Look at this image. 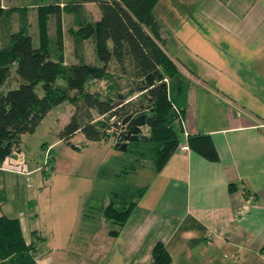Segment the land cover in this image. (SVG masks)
Returning <instances> with one entry per match:
<instances>
[{
  "label": "crops",
  "instance_id": "1",
  "mask_svg": "<svg viewBox=\"0 0 264 264\" xmlns=\"http://www.w3.org/2000/svg\"><path fill=\"white\" fill-rule=\"evenodd\" d=\"M154 16L189 82L184 128L208 134L218 159L178 147L118 228L100 212L111 192L89 210L92 184L10 155L19 163L0 168L19 197L4 207L2 190L1 212L13 209L37 264H153L159 242L167 264H264V0H158Z\"/></svg>",
  "mask_w": 264,
  "mask_h": 264
},
{
  "label": "trees",
  "instance_id": "2",
  "mask_svg": "<svg viewBox=\"0 0 264 264\" xmlns=\"http://www.w3.org/2000/svg\"><path fill=\"white\" fill-rule=\"evenodd\" d=\"M90 2L98 7L99 17L96 19L85 8V3ZM157 2L69 0L64 5L57 1L31 5L37 14V47L33 46L32 37L23 23L7 34L5 44L0 47V86L9 73L8 67L13 64L19 80L17 86L0 93V166L22 134L33 133L54 105L67 100L73 105V112L59 132V138L67 142L77 132H81L88 141H105L111 132L117 137L118 132L122 131L118 122L126 115L138 112L148 116L153 114L155 117L148 126L146 141L156 143L150 149L149 159L155 173L161 170L180 145L176 125L183 133L181 119L185 117L189 82L161 47L162 25L153 14ZM2 9L0 4V13ZM18 9V6H13L4 13ZM62 12L74 17L73 27L68 31L75 40V46L82 47L83 42L89 41L99 64L86 59L83 54L75 57L76 60L71 63H65ZM50 15L55 17L54 38L48 32ZM77 54L81 53L74 52V55ZM112 63L114 71L110 69ZM150 73L156 75L154 85L147 90H139L145 76ZM125 76L130 90L122 94L119 80ZM165 78L168 88L163 81ZM58 80H62V83ZM97 81L106 82V93L88 89ZM38 87L42 91L40 94ZM135 94L137 96L132 98ZM179 98L184 106L176 101ZM93 111L101 118L94 119ZM186 142L190 149L208 160L218 159L208 134L189 133ZM146 152H140L141 156L146 158ZM146 187L126 185L112 191L108 203L100 208L102 216L118 228L122 227ZM234 187L233 184L229 185L230 190ZM5 201L0 191V264H37L35 246L25 241L19 219L1 212ZM116 232L112 230L110 233ZM152 257L153 264H167L170 261L160 242L155 244Z\"/></svg>",
  "mask_w": 264,
  "mask_h": 264
},
{
  "label": "rangeland",
  "instance_id": "3",
  "mask_svg": "<svg viewBox=\"0 0 264 264\" xmlns=\"http://www.w3.org/2000/svg\"><path fill=\"white\" fill-rule=\"evenodd\" d=\"M55 1L60 3V5L69 2V0H0V4L3 8L0 13V47L5 44L7 34L17 29L21 23L25 25L26 30L31 35L33 46L37 47L39 43L37 14L35 7H31V5H36L37 3H52ZM13 6H18L20 8L18 9L19 11L4 13L5 10ZM25 6L28 8H25ZM23 7L25 9H22ZM85 8L93 19L99 17V10L95 3H85ZM73 18L72 14L66 12L61 13L65 63L69 64L75 59V52L81 53L86 59H91L90 61L93 63L99 64L100 61L97 59L89 41L83 42L82 47L75 46V40L68 31L70 27H73ZM48 32L51 38L55 37L56 23L54 15L49 16ZM110 69L112 71L115 70L114 63L111 64ZM8 72L6 79L0 86V93L18 85L19 80L15 74L14 64L8 67ZM125 77L119 80V87L121 88L122 94L130 90L127 86V77L126 79ZM58 82L62 83V80H58ZM88 89L106 93V82L97 81L93 85H89ZM37 91L39 94L42 92L39 87ZM71 95H73V92H71ZM174 95L175 93L172 91V97H174ZM135 96H137V94L133 95L132 98ZM176 101L178 104L183 105L180 98ZM72 112L73 105L67 100L54 105L38 124L33 133H24L20 136V141L14 145L10 155H23L26 160V167L38 165L39 169L44 168V170L50 167L55 173L56 171L66 170L71 178L80 179L92 184L94 188H96V197L90 202L88 207V209L92 211L100 205L101 196L104 192L109 193L117 191L126 185H135L136 188H139L149 182L151 173L154 171L152 161L149 159V156H151L150 149L153 146L155 147V142L152 143L143 140L130 141L126 150H119L114 148L118 140V135L116 137L112 132L105 141H93L94 143H90V141L86 140L81 132H77L70 139V142L64 140L59 141V132L69 120ZM92 114L94 119L101 118L94 111ZM176 127L179 138L181 139L183 135L182 131H180L178 125H176ZM113 129L114 128L110 129V131ZM148 133L149 130H147V126H142V134L147 137ZM89 144H93V146L88 149L89 151H86L87 145ZM105 144H109L108 147L104 146ZM144 151H147L146 155L148 156H146V158L142 157L140 154V152ZM10 155L5 159L8 165H15L16 162L19 163L15 158L10 159ZM136 167L138 168L135 170L134 168ZM141 171L143 173H141ZM9 174L11 173L0 168V191L3 190L7 198L4 207H8L9 204H12L10 207L16 206L13 203L18 202L17 197H19L18 189L12 185L11 179L7 180L6 178ZM44 176L47 178V175ZM4 185L7 186L6 190L1 188H4ZM46 186L47 182L44 180V186L41 187V191H43ZM7 196H9V199ZM11 212L6 211V215L9 217L16 216V214H11Z\"/></svg>",
  "mask_w": 264,
  "mask_h": 264
},
{
  "label": "water",
  "instance_id": "4",
  "mask_svg": "<svg viewBox=\"0 0 264 264\" xmlns=\"http://www.w3.org/2000/svg\"><path fill=\"white\" fill-rule=\"evenodd\" d=\"M158 78L160 76L158 75ZM156 81V75L150 73L145 76L144 80L142 81L141 87L139 90H147L149 87H152ZM152 111V110H150ZM154 115H146L145 113L142 114H133L130 113L126 115L122 121V131L118 134V140L115 147L119 150H126L127 144L130 141H139L143 140L146 141L148 138L142 134V126H149L150 122L154 119ZM113 135H116L113 133Z\"/></svg>",
  "mask_w": 264,
  "mask_h": 264
},
{
  "label": "built area",
  "instance_id": "5",
  "mask_svg": "<svg viewBox=\"0 0 264 264\" xmlns=\"http://www.w3.org/2000/svg\"><path fill=\"white\" fill-rule=\"evenodd\" d=\"M163 81L165 82V84H166V86H167V88H168V80L165 78ZM139 113H140V112H138V114H139ZM113 118H114V117H113ZM113 118H112V119H113ZM118 124H120V125L122 126V124H121L120 121L118 122ZM181 124H182V127H183V129H184V132H183L182 134H184L185 137H186V139H187L188 132H187L186 129L184 128L185 126H184V120H183V119H181ZM122 129H123V128H122ZM122 129H121V130H122ZM179 147H180L181 149H183V150H187V149L189 148L187 142H185L184 144H180Z\"/></svg>",
  "mask_w": 264,
  "mask_h": 264
}]
</instances>
